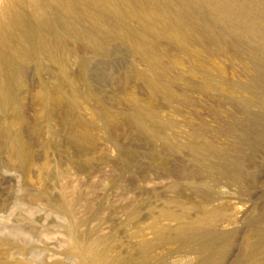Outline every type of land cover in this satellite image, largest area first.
<instances>
[{
    "label": "rangeland",
    "instance_id": "374dc122",
    "mask_svg": "<svg viewBox=\"0 0 264 264\" xmlns=\"http://www.w3.org/2000/svg\"><path fill=\"white\" fill-rule=\"evenodd\" d=\"M45 1L0 0L67 18L0 107V264H264V0Z\"/></svg>",
    "mask_w": 264,
    "mask_h": 264
},
{
    "label": "bare ground",
    "instance_id": "6f19581e",
    "mask_svg": "<svg viewBox=\"0 0 264 264\" xmlns=\"http://www.w3.org/2000/svg\"><path fill=\"white\" fill-rule=\"evenodd\" d=\"M20 1V0H19ZM59 1L61 0H46L45 2H43V5L44 7H47L48 8V4L51 5L52 7L51 8H54V9H58L59 8V4H57ZM67 1V0H66ZM65 1V4L63 5L64 9L65 10H70L71 9V5L68 4V2ZM111 2H116L115 4L117 5H122L123 6H130L131 3L129 0H110ZM152 1V5L153 7H155L156 5L155 4H160L163 8H164V11L165 13L167 14V16H172L170 15L169 12L166 11L167 9V6L171 3H173L175 0H163L164 1V4L162 3V0H151ZM182 1V0H181ZM187 1V0H186ZM233 1V0H232ZM190 2V0H189ZM260 2L262 3V1L260 0ZM37 3V1H36ZM100 3V2H99ZM103 3V2H101ZM109 3V2H108ZM192 3V2H191ZM205 3V2H204ZM229 3V2H228ZM19 4V3H17ZM57 4V5H56ZM110 4V3H109ZM260 4V3H259ZM264 4V3H263ZM263 4H261V6L257 7L256 9H252V8H249L247 9V14L248 16L252 17L251 20H249V22H247L245 24V26H242V24H237V25H234L233 26V29L235 31V33L237 34V36H239V39L240 40H244V36L247 35V33H251V36L250 39H248V41L250 42L249 46L252 45V47L257 51V55H258V59H259V62H258V59L254 57V59H257V62L260 63V65L262 66V69L263 70V73H264V18H259V16L261 17V9L264 8ZM21 5V4H20ZM26 5V3H25ZM29 5V4H28ZM37 5V4H36ZM178 5V4H177ZM254 5V4H253ZM30 6V5H29ZM77 6V5H76ZM151 6V4H150ZM252 6V5H251ZM22 7V6H21ZM136 7V6H135ZM149 7V5H148ZM180 7V6H178ZM241 7V6H240ZM24 8V7H23ZM146 8V7H145ZM157 8H159V6H157ZM166 8V9H165ZM215 8V7H214ZM242 8V7H241ZM27 9V8H26ZM23 10V9H22ZM62 10V9H61ZM75 10V9H73ZM130 10V9H128ZM244 10V9H243ZM68 11H65V14L67 13L68 14ZM127 11V10H126ZM161 11V14L163 13L162 12V9H160ZM174 11V10H173ZM225 11V10H224ZM223 11V12H224ZM240 11V10H239ZM10 12V11H9ZM8 12V14H9ZM28 12V10H27ZM82 12V10H81ZM121 12V11H120ZM154 12V11H153ZM179 12V11H178ZM62 13V12H61ZM130 13V12H129ZM127 13V14H129ZM164 13V15H166ZM184 13V12H183ZM212 13V12H211ZM27 14V13H26ZM30 14V13H29ZM42 14V13H41ZM57 14L59 15V13H56L55 11L53 12H50V14L48 13L46 15V20L42 19V16L41 15H35L33 17H29L25 14H21V15H11V17H7L6 18V15H5V19L4 21H2L1 17H0V107H5L7 106V104L10 103V107H13L11 106L13 103V101L17 100V96H19V94L16 92L17 91V87H18V82H19V78L21 76L20 74V69H21V62H20V54L21 53H26L28 54V51L30 50H34L37 52V55H41L44 51L46 52V54L48 55V57H50V59L54 58L55 55L57 53H52L53 52V47L55 46H52L51 44V38L52 36H50V32H52V29L53 27H56V23H58L57 21H61V22H65L67 20V18L65 17H60L59 20L57 18ZM118 14V13H117ZM132 14V13H131ZM130 14V15H131ZM137 14V13H136ZM245 14V13H244ZM86 15V14H85ZM93 15V14H92ZM148 16H144L142 18H140V22H141V25H143L142 27L143 28H146L147 29V26L146 25H149L151 24V21L154 20L152 19L153 16L152 14H146ZM178 15V14H177ZM9 16V15H8ZM32 16V15H30ZM64 16V15H63ZM103 16V15H101ZM133 16V15H132ZM131 16V17H132ZM138 16V14L136 15ZM173 16H176V15H173ZM189 16V15H188ZM239 16V15H238ZM264 16V15H263ZM67 17V16H66ZM141 17V16H140ZM196 17V15H195ZM242 17V16H241ZM115 18V17H114ZM117 18V17H116ZM121 18V17H120ZM129 18V17H128ZM127 18V19H128ZM139 18V17H138ZM163 18V17H162ZM161 18V19H162ZM183 18V17H182ZM212 18V17H211ZM84 19V18H83ZM152 19V20H151ZM156 19V18H155ZM165 19V18H164ZM176 19V17H175ZM180 19V18H179ZM192 19V18H191ZM42 20H44L43 22H45V26L47 27L46 28V32L45 33H50V34H40L38 31V28L40 29L39 25L40 23L42 22ZM118 20V19H117ZM225 20V19H224ZM72 21V20H71ZM74 21V20H73ZM100 21V20H99ZM167 21V20H166ZM176 21V20H175ZM191 21V20H190ZM80 22V21H79ZM168 22V21H167ZM181 22V21H180ZM185 22V21H184ZM184 22L182 24H184ZM216 22V21H215ZM225 22V21H224ZM69 23V22H68ZM78 23V22H77ZM83 23V22H82ZM159 23V21H158ZM176 23V22H175ZM179 23V22H178ZM186 23V22H185ZM231 23V22H230ZM59 24V23H58ZM191 24V23H189ZM193 24V23H192ZM42 25V23H41ZM62 24H60L61 26ZM185 25V24H184ZM183 25V26H184ZM81 26V25H80ZM125 26V25H124ZM146 26V27H145ZM180 26V24H179ZM63 27V26H62ZM69 27V26H67ZM85 27V26H84ZM141 27V28H142ZM150 27V26H149ZM152 27V26H151ZM154 27V26H153ZM152 27V28H153ZM185 27V26H184ZM212 27V26H211ZM57 28V27H56ZM55 28V29H56ZM71 28V27H70ZM75 28V27H74ZM83 28V26H82ZM89 28V27H88ZM127 28V27H126ZM177 28V27H176ZM183 28V27H182ZM42 29V28H41ZM59 29V28H58ZM62 29V28H61ZM76 29V28H75ZM79 29V26L77 27V30L76 31H72L71 29L69 30L70 33H76ZM87 29V27H86ZM96 29V28H95ZM109 29V28H108ZM63 31L67 32L68 29L66 30V28H63L62 29ZM124 30V29H123ZM133 30V29H132ZM131 30V31H132ZM136 30V29H135ZM143 30V29H142ZM161 30V29H160ZM17 31V33H16ZM58 31V30H57ZM72 31V32H71ZM122 31V30H121ZM125 31V30H124ZM134 31V30H133ZM138 31V30H137ZM145 31V30H144ZM183 31V30H182ZM232 31V30H231ZM16 34H15V33ZM62 32V31H61ZM95 32V31H94ZM127 32V31H126ZM178 32V31H177ZM181 32V31H180ZM227 32V31H226ZM230 32V31H229ZM54 33V32H53ZM56 33V32H55ZM54 33V34H55ZM79 33V32H78ZM82 33V32H81ZM144 33V32H143ZM142 33V34H143ZM59 34V32H58ZM77 34V33H76ZM83 34L85 35L86 33L83 32ZM125 34V33H124ZM128 34V33H127ZM135 34V33H134ZM138 34V33H137ZM145 34V33H144ZM180 34V33H179ZM126 35V34H125ZM141 35V34H140ZM138 34V36H140ZM250 35V34H249ZM67 36V34H66ZM70 36V34H69ZM133 36V35H132ZM144 35H142V38H143ZM146 36V34H145ZM54 37V35H53ZM56 37V36H55ZM58 37V36H57ZM60 37V36H59ZM134 37V36H133ZM132 37V39H133ZM87 38V37H86ZM146 38V37H144ZM55 39V38H54ZM135 40V38H134ZM137 40V39H136ZM147 40V38H146ZM65 41V39H64ZM67 41V40H66ZM65 41V42H66ZM142 41V40H141ZM55 42V41H54ZM59 42V41H58ZM91 42V41H90ZM147 43L149 41H146ZM242 42V41H241ZM56 43V42H55ZM55 43H53V45H56ZM146 43V44H147ZM240 43V42H238ZM248 43V42H247ZM61 44V43H60ZM242 44H245V43H242ZM248 45V44H247ZM246 45V46H247ZM58 46V45H57ZM56 46V48H57ZM248 47V46H247ZM62 48H63V45H62ZM64 49V48H63ZM100 49V48H99ZM256 51H254L256 53ZM35 52V53H36ZM34 54V52H32ZM45 54V55H46ZM23 55V54H22ZM44 55V56H45ZM59 55V54H57ZM32 56V55H30ZM36 56V54L34 55ZM34 56H32L34 58ZM31 57V58H32ZM37 57V56H36ZM35 57V58H36ZM41 57V56H40ZM39 57V58H40ZM30 58V59H31ZM42 59V57H41ZM51 59V60H52ZM29 60V59H28ZM37 62H38V59H36ZM48 60V59H47ZM55 60V59H54ZM57 60V59H56ZM50 61V60H49ZM56 62V61H55ZM23 64V63H22ZM50 64V63H49ZM51 64H52V61H51ZM55 64V63H54ZM259 65V64H258ZM259 69V68H258ZM262 72V71H261ZM259 73V72H258ZM261 74V73H260ZM262 77L264 74H261ZM258 76V75H257ZM257 78V77H256ZM254 78V79H256ZM260 79V78H259ZM257 81V80H256ZM261 81V80H260ZM264 82V81H263ZM262 82V83H263ZM257 84V88L258 89V84L260 82H255ZM253 82V84H255ZM261 83V84H262ZM20 85V84H19ZM252 86V85H251ZM254 86V85H253ZM264 86V85H263ZM256 87V86H254ZM261 87V86H260ZM253 88V87H252ZM262 89H264V87H262ZM19 91V89H18ZM259 91V90H258ZM253 92V91H252ZM17 93V94H16ZM260 95L261 93L263 92H260ZM254 94V93H253ZM263 96V95H262ZM260 96V97H262ZM48 97V96H47ZM50 97V96H49ZM48 97V99H49ZM260 98L259 95L258 96H255V98ZM264 97V96H263ZM262 97V98H263ZM51 98V97H50ZM264 99V98H263ZM12 103V104H11ZM19 103V102H18ZM243 107H245V109L247 110L248 108V103L246 102H243ZM17 104V102H16ZM263 104V103H262ZM15 106V104H14ZM17 106V105H16ZM263 106V105H262ZM247 107V108H246ZM8 108V109H9ZM261 108V107H260ZM5 109V108H4ZM261 112V111H260ZM262 114V113H260ZM251 118V117H250ZM254 118V116H253ZM256 118V117H255ZM246 119V118H245ZM252 119V118H251ZM257 119H259L257 117ZM260 119H262V117H260ZM240 121V120H239ZM252 121V120H251ZM251 121H250V124H251ZM264 121V120H263ZM247 122H249L247 120ZM262 124H264L262 122ZM249 125V124H248ZM250 126H254V131L256 132H253L254 135L252 136H255L257 140H259V138L261 137L260 135L263 133V128L264 126L262 127L261 126V123L259 124V121H257L256 119H254L252 121V124ZM245 128V127H243ZM249 129V128H248ZM252 129V128H251ZM250 129V130H251ZM247 131V130H246ZM249 131V130H248ZM245 132V131H244ZM15 136V135H14ZM17 136V135H16ZM17 138V137H16ZM13 139V138H12ZM244 140V139H243ZM14 141V140H13ZM18 141V140H17ZM16 144L15 142L13 143V145ZM17 145V144H16ZM15 146V145H14ZM218 152V151H217ZM16 232V231H15ZM10 235V234H9ZM5 238V237H4ZM18 238V237H17ZM6 239V238H5ZM4 239V240H5ZM19 240V239H18ZM9 241V239H8ZM15 241V240H14ZM13 241V243H14ZM16 242V241H15ZM11 243V244H13ZM10 244V242H9Z\"/></svg>",
    "mask_w": 264,
    "mask_h": 264
}]
</instances>
